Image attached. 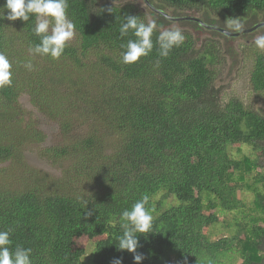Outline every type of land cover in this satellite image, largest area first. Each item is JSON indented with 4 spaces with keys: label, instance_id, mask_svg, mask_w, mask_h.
Instances as JSON below:
<instances>
[{
    "label": "trees",
    "instance_id": "1",
    "mask_svg": "<svg viewBox=\"0 0 264 264\" xmlns=\"http://www.w3.org/2000/svg\"><path fill=\"white\" fill-rule=\"evenodd\" d=\"M142 1L144 10L134 0H68L75 36L59 59L29 52L40 42L35 15L8 20L4 10L0 52L13 75L0 88V230L11 229L13 249H32L33 264H136L117 237L122 212L147 195L154 220L152 232L137 234L140 264H231L233 257L263 264L264 115L215 80L224 62L218 36L263 23L264 0H148L170 17L202 11L200 20L228 31L221 21L236 19L244 26L236 35L170 19ZM128 15L155 20L157 29L152 51L126 64L121 45L135 36L121 37L119 28ZM173 21L185 40L161 57L157 37ZM252 58L250 87L264 95V50ZM22 95L56 122L63 143L42 146L46 135ZM242 144L255 156L228 154ZM31 145L41 146L57 175L26 161ZM249 188L261 223L229 220L245 204L238 192Z\"/></svg>",
    "mask_w": 264,
    "mask_h": 264
},
{
    "label": "clouds",
    "instance_id": "2",
    "mask_svg": "<svg viewBox=\"0 0 264 264\" xmlns=\"http://www.w3.org/2000/svg\"><path fill=\"white\" fill-rule=\"evenodd\" d=\"M68 7V0H5V3L0 6V18L5 17V9L8 10L6 14L8 20L19 18L27 22L30 16L35 15L36 22L32 31L40 37V42L30 46L29 52L33 56H50L52 59H59L67 43L75 36V24L67 15ZM156 29L155 20L145 23L135 15L124 17L119 34L124 37L131 32L135 39H129L126 44L121 45L124 49L122 62L134 63L142 56H147L154 47L152 35ZM228 29L231 31L226 34H231V32H241L244 26L240 21L233 19ZM184 40L185 36L178 27L159 32L156 41L159 45V55L167 57L172 48L180 46ZM254 43L258 49L264 50V34L259 35ZM24 67L31 71L34 65L31 60H28L24 63ZM11 69V61L4 52H0V88L11 86L13 75ZM147 203L148 196L144 195L132 205L130 210L126 209L122 212L126 222L121 225L123 231L117 237V248L134 253L133 260L136 264H140L144 259L142 254L136 253L139 246L137 234L150 233L153 228L154 217L146 208ZM86 204L87 200L83 202V207ZM86 215H91V212H87ZM10 233L11 229L0 230V264H33L32 249L20 245L13 249ZM112 264H122V260L114 258Z\"/></svg>",
    "mask_w": 264,
    "mask_h": 264
},
{
    "label": "rangeland",
    "instance_id": "3",
    "mask_svg": "<svg viewBox=\"0 0 264 264\" xmlns=\"http://www.w3.org/2000/svg\"><path fill=\"white\" fill-rule=\"evenodd\" d=\"M140 8L144 10L146 7L142 0H134ZM170 11V10H169ZM198 17H203V12H190ZM211 18L220 20L219 17L212 16ZM222 24L228 28V25L231 23L228 19L221 21ZM176 21H173L171 28L179 27ZM51 27V26H50ZM264 34V29L261 27H257L255 30H251L248 33L240 36H228L227 38L218 36V42L222 48V56H223V64L219 66V74L216 77L215 85L221 86V89L225 91L228 95L234 94L239 98L243 99L245 104L252 107L260 114L264 115V95L255 93L251 90L249 83L250 71L252 68V54L259 50L255 46V39ZM204 36V35H203ZM20 102L25 110L30 113L32 116L37 118L39 127L43 130L46 135L45 143L42 146L55 144V143H63L64 139L61 137V133L58 132V125L55 121L48 119L47 117L39 114L33 108V106L27 100L25 95H22L20 98ZM41 146H29L24 150L26 161L42 170L48 171L50 174L57 175L58 170L56 166L49 165L41 156H40ZM228 154H230L233 158L241 159L244 156L254 157L255 154L249 148V146L242 144L239 146L230 147ZM261 154V153H260ZM259 154V163L264 164V154ZM250 180V178L248 179ZM238 197L244 201V206L237 211H233L232 213L227 214L228 219L230 220L233 215H237L239 217V221L241 218L246 215V219L248 223H261V220L258 219V213L252 210V200H253V192L252 189H245L238 192ZM252 220H256L252 222ZM258 219V220H257ZM243 220V218H242ZM221 225H218L216 229H222ZM226 235L225 231H220L218 236ZM214 238V236L212 237ZM89 247V246H88ZM239 258L233 257L231 264H238Z\"/></svg>",
    "mask_w": 264,
    "mask_h": 264
},
{
    "label": "water",
    "instance_id": "4",
    "mask_svg": "<svg viewBox=\"0 0 264 264\" xmlns=\"http://www.w3.org/2000/svg\"><path fill=\"white\" fill-rule=\"evenodd\" d=\"M145 2H146V4H147L152 10L157 11V12H159V13H161V14L167 16V17L170 18V19H175V20H178V19H189V20H194V21L199 22L200 25H202L203 27H205V28H207V29L217 30V31H220V32L225 33V34H226L227 32H230V31H228V30H226V29H224V28H221V27H218V26H215V25L207 24V23H205L204 21L200 20L198 17H190V16L176 17V18H175V17H170L167 13L162 12L161 10L156 9L152 4L149 3L148 0H145ZM262 24H264V22H263V23H259V24L255 25V26H253V27L247 29L246 31H251V30L254 29L256 26H258V25H262ZM236 34H238V33H237V32H235V33H232V32H231V34H227V35H236ZM263 264H264V259H263Z\"/></svg>",
    "mask_w": 264,
    "mask_h": 264
},
{
    "label": "flooded vegetation",
    "instance_id": "5",
    "mask_svg": "<svg viewBox=\"0 0 264 264\" xmlns=\"http://www.w3.org/2000/svg\"><path fill=\"white\" fill-rule=\"evenodd\" d=\"M203 21V20H202ZM206 23V22H205Z\"/></svg>",
    "mask_w": 264,
    "mask_h": 264
}]
</instances>
